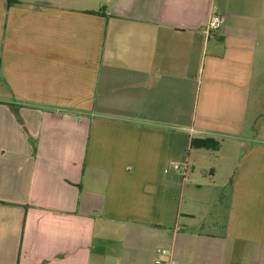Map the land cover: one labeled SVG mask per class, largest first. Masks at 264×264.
<instances>
[{"label":"crops","instance_id":"crops-1","mask_svg":"<svg viewBox=\"0 0 264 264\" xmlns=\"http://www.w3.org/2000/svg\"><path fill=\"white\" fill-rule=\"evenodd\" d=\"M259 106L264 0H0V264H264Z\"/></svg>","mask_w":264,"mask_h":264},{"label":"built area","instance_id":"built-area-1","mask_svg":"<svg viewBox=\"0 0 264 264\" xmlns=\"http://www.w3.org/2000/svg\"><path fill=\"white\" fill-rule=\"evenodd\" d=\"M223 22L224 19L220 15L216 13L210 15L204 29V35L207 41L213 40L217 37L219 29L221 28ZM173 168L178 171L180 170V167L178 165H174ZM157 252L164 258L155 260L154 264H176V261L171 252L166 250H158Z\"/></svg>","mask_w":264,"mask_h":264},{"label":"trees","instance_id":"trees-1","mask_svg":"<svg viewBox=\"0 0 264 264\" xmlns=\"http://www.w3.org/2000/svg\"><path fill=\"white\" fill-rule=\"evenodd\" d=\"M9 1V4L12 3V0H8ZM207 145H211L214 149H216L218 147V143L217 142H213V141H210L208 139H205V140H193L192 141V146L196 147V148H199V147H204V146H207Z\"/></svg>","mask_w":264,"mask_h":264},{"label":"rangeland","instance_id":"rangeland-1","mask_svg":"<svg viewBox=\"0 0 264 264\" xmlns=\"http://www.w3.org/2000/svg\"><path fill=\"white\" fill-rule=\"evenodd\" d=\"M259 109H260V110H263L264 107L259 106ZM181 169H182V167H181ZM186 178H187V179H191L190 174H188ZM194 178L196 179V177H194Z\"/></svg>","mask_w":264,"mask_h":264}]
</instances>
